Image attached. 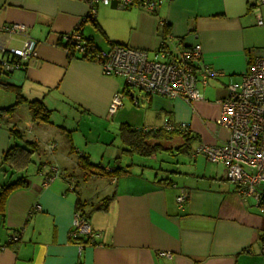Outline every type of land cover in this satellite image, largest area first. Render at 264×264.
I'll return each mask as SVG.
<instances>
[{
  "label": "crops",
  "instance_id": "1",
  "mask_svg": "<svg viewBox=\"0 0 264 264\" xmlns=\"http://www.w3.org/2000/svg\"><path fill=\"white\" fill-rule=\"evenodd\" d=\"M89 12L85 0H0V29L25 27L23 33L0 34V63L28 40L37 44L35 56L1 74L0 81L20 87L27 100H40L52 111L50 124L33 122L27 104L0 117V188L19 177L29 183L11 192L0 209V264H264L261 208L238 193L223 164L193 154L200 145H219L229 137L217 125L220 100L229 84L249 72L256 52H264V25L258 24L264 21V3L162 0L155 13L115 5H99L93 19ZM77 29L84 41L92 39L101 50L122 45L154 57L164 42L173 52L200 44L202 61L223 75L199 85L201 98L192 103L126 92V82L106 77L97 63L69 59L63 45ZM121 91L131 102L123 98V106L111 117V101ZM7 101L9 107L15 98ZM166 122L188 126L200 140L191 154L193 167L173 170L177 178H170L171 185L157 183L161 178L150 168L118 180L85 176L79 158L89 156L93 162L96 148L107 150L101 148L103 131L97 130V138L99 124L156 129ZM12 129L22 134L21 140L11 136ZM43 141L50 143L49 157L41 152ZM26 142L37 146L33 158L37 156L38 169L25 174L2 167L4 153ZM52 167L59 174L43 187ZM102 179L109 182H95ZM258 191L264 198V183ZM182 192L185 201L178 204ZM109 196L114 198L108 210H94ZM78 199L92 229L100 234L95 244L87 243L86 237L81 245L71 239ZM37 205L41 210L32 211ZM19 231L20 241L12 242ZM162 252L171 256L161 257Z\"/></svg>",
  "mask_w": 264,
  "mask_h": 264
},
{
  "label": "built area",
  "instance_id": "2",
  "mask_svg": "<svg viewBox=\"0 0 264 264\" xmlns=\"http://www.w3.org/2000/svg\"><path fill=\"white\" fill-rule=\"evenodd\" d=\"M264 3V0H260ZM93 19L99 5H115L120 9L140 7L155 13L162 4V0H85ZM259 25L264 21L259 19ZM2 32L23 33L25 27L13 25L0 29ZM78 51L79 55L86 53V44L80 29L67 36ZM36 42L28 40L23 49L10 51L11 56L20 57L26 62L36 54ZM95 63L106 77L122 78L129 89H138L144 95L161 96L169 99H181L192 103L201 98L199 85L207 86L210 80L217 79L223 74L202 61V47L196 44L192 47L173 52L164 42L150 59L146 51L128 46L113 45L108 50L99 49ZM20 65L3 61L4 71H13ZM124 91L113 96L109 108V115L114 116L123 106ZM137 102V101H136ZM221 113L217 125L229 133L226 141L219 145H200L194 155L204 156L210 163L223 164L226 167L227 178L238 187V193L245 199H254L264 213V198L258 191L264 183V52L257 51L250 65L249 72L242 75L239 81L227 86V94L220 100ZM186 127V125H181ZM167 130L174 127L166 122L163 126ZM54 149L52 145L50 149ZM59 174L57 167H52L45 178L43 187H48ZM185 201L182 192L177 199L178 204ZM35 206L32 211H40ZM22 231L11 237L12 242H19ZM100 236L95 232L87 217L81 210H77L71 239L80 244L82 237L87 243L95 244ZM81 245V244H80ZM261 255L264 259V231ZM161 257H170L168 252L160 253Z\"/></svg>",
  "mask_w": 264,
  "mask_h": 264
},
{
  "label": "trees",
  "instance_id": "3",
  "mask_svg": "<svg viewBox=\"0 0 264 264\" xmlns=\"http://www.w3.org/2000/svg\"><path fill=\"white\" fill-rule=\"evenodd\" d=\"M98 30L102 33L100 28H98ZM168 34L169 26L166 25L164 28V36L166 37ZM85 44L87 49L84 55H79L75 45L69 40H67V43L63 45V48L67 51L70 60L81 59L88 62H95L96 53L98 52L99 47L95 45L92 39H86ZM8 56V63L23 66L20 57L16 55L11 56L10 54H8ZM2 64L3 61L0 63V75L9 74V71H4L2 69ZM0 89L9 91L16 97L15 103L13 105L5 108H0V117L10 116L14 113L17 107L23 104H27L33 122L39 124L51 123L52 111L49 110L43 104V102H41L40 100L29 101L23 95L20 87L3 84L1 81ZM124 91L130 92L129 87L126 84L124 87ZM172 125L174 128L172 130H167L164 127L156 129H138L128 124H122L119 128L118 134L121 143L120 155H127L131 157L138 156L143 159H151L161 153H168L171 155V157L179 155H191L194 151L195 145L200 141L198 135L191 132L188 126L184 128L181 125ZM10 132L11 136L15 140L22 139V134L19 131L12 129ZM36 151L37 146L35 143L26 142L24 145L16 143L4 153L1 166L7 167L9 170L14 171V173H21L31 163H33V155L36 153ZM120 155L116 157L115 161H118L120 159ZM79 161L81 169L86 177L102 176L109 177L110 179L115 180L129 175L130 167L134 165V163H131L125 167L115 166L112 168V170H106L101 165L94 164L89 156H81L79 158ZM147 168L158 170L152 166H147ZM159 170H161V168H159ZM167 172L174 173L175 171ZM157 183L171 185L172 181L170 178L158 179ZM28 184L29 183L27 180H25V177H19L14 182L1 186L0 209H3L5 201L7 200V197L11 192L19 188L27 187ZM113 198V196L104 198L95 207L94 210H108L109 204L112 202ZM82 207V203L80 199H78L77 209L83 212ZM83 214L86 216V213L83 212Z\"/></svg>",
  "mask_w": 264,
  "mask_h": 264
},
{
  "label": "rangeland",
  "instance_id": "4",
  "mask_svg": "<svg viewBox=\"0 0 264 264\" xmlns=\"http://www.w3.org/2000/svg\"><path fill=\"white\" fill-rule=\"evenodd\" d=\"M150 59H154V56L151 55ZM120 81L125 84L124 79L119 78ZM226 84H229V82H227ZM134 93L137 95H141L143 94L142 92H140L138 89H134ZM13 97L16 99V97L14 95H12L9 92H6L4 90H0V107H7L10 103V101H7V98L11 100V98L13 99ZM124 101H126V103L131 102L130 98L128 96L124 97ZM118 129H119V125H111V123H106L105 125L103 124H99L98 127H96V131L101 130L102 135L99 137L100 142H103V146H101V148H105L107 150H101L99 151V148H96L94 151V161L93 163L96 165H100L103 164L105 166L108 165H112L113 167L115 166H127L131 163H134L133 166L130 167V172H142L143 170H147V166H152L155 169H153L154 173H158L159 178H173L174 180L177 178V175L173 174V173H169L167 171H173V170H179L181 172H186L191 170V167H193V158L191 157V155H179V156H175V157H171L170 154L168 153H161L158 154L157 156L151 158V159H143L140 158L138 156H127V155H120V149H121V143H120V139L118 137ZM97 131V132H98ZM98 134L97 133V138H98ZM117 134V135H116ZM50 143H46V141L42 142L41 145V152H45L49 151L48 149V145ZM97 145V144H96ZM197 145V144H196ZM195 145V146H196ZM100 148V149H101ZM98 150V151H97ZM106 151V153H105ZM36 154V153H35ZM49 157L51 156L50 153H46ZM116 154L120 155V159L118 161H115L116 157H114ZM199 159H203V156H198ZM144 166V167H143ZM37 167V156L33 158V163H31L24 171L25 174H31ZM159 168H161V170H159ZM38 169V167H37ZM80 171V170H79ZM96 183L100 182L102 183L101 186H103L104 184H107L109 181L107 179H102V180H95ZM83 183H81V187L79 190V193L81 195V189L83 187ZM103 188V187H102ZM102 188L100 190H102ZM97 192V191H95ZM93 195H91V198H95L97 196V193H95Z\"/></svg>",
  "mask_w": 264,
  "mask_h": 264
}]
</instances>
